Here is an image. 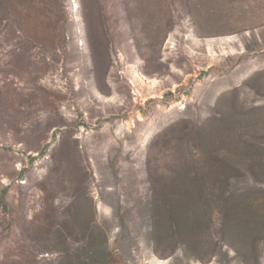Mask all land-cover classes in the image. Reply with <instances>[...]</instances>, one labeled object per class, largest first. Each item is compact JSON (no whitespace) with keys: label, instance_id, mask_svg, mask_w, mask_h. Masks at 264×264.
<instances>
[{"label":"rangeland","instance_id":"374dc122","mask_svg":"<svg viewBox=\"0 0 264 264\" xmlns=\"http://www.w3.org/2000/svg\"><path fill=\"white\" fill-rule=\"evenodd\" d=\"M0 264H264V0H0Z\"/></svg>","mask_w":264,"mask_h":264}]
</instances>
